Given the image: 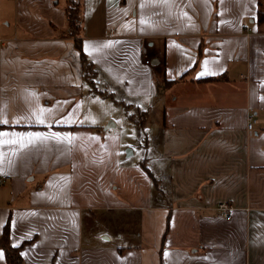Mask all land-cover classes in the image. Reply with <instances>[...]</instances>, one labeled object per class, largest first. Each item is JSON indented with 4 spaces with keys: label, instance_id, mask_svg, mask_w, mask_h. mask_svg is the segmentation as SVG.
<instances>
[{
    "label": "crops",
    "instance_id": "obj_1",
    "mask_svg": "<svg viewBox=\"0 0 264 264\" xmlns=\"http://www.w3.org/2000/svg\"><path fill=\"white\" fill-rule=\"evenodd\" d=\"M64 6L0 0V131L47 137L0 146V236L23 264H264L261 0H80L91 77Z\"/></svg>",
    "mask_w": 264,
    "mask_h": 264
},
{
    "label": "trees",
    "instance_id": "obj_2",
    "mask_svg": "<svg viewBox=\"0 0 264 264\" xmlns=\"http://www.w3.org/2000/svg\"><path fill=\"white\" fill-rule=\"evenodd\" d=\"M64 14L66 19V33L74 37V44L76 49L79 51L81 56V62L83 67V73L88 77L87 74H93V67L90 61L87 60L82 48L79 38H76L79 34L81 16H80V0H65ZM264 21V10H257V22ZM221 76H209L201 78V81H214L220 79ZM92 80V79H91ZM130 116V115H129ZM128 116V117H129ZM132 117V116H130ZM141 124L142 120L134 121ZM0 245L4 250L7 264H23L22 258L19 252V247L12 246L8 240V222L5 223L1 236Z\"/></svg>",
    "mask_w": 264,
    "mask_h": 264
},
{
    "label": "snow or ice",
    "instance_id": "obj_3",
    "mask_svg": "<svg viewBox=\"0 0 264 264\" xmlns=\"http://www.w3.org/2000/svg\"><path fill=\"white\" fill-rule=\"evenodd\" d=\"M143 22V21H142ZM42 111H47L46 109H42ZM37 121L41 124L45 123L43 119H40L37 117ZM61 121H57V123H60ZM64 122H70V121H64ZM0 123H7L6 120H0ZM53 136H58V137H63L67 135L70 137L72 134L71 133H53ZM27 136L29 139L27 140V144L33 143V138H47L45 133L42 132H28V133H9V132H4L0 131V146L5 145V144H15L19 143L21 147L25 146V141L23 140V137ZM4 137H17V139H4ZM0 157H2V153H0ZM2 255V253H0ZM167 255V253H166Z\"/></svg>",
    "mask_w": 264,
    "mask_h": 264
},
{
    "label": "built area",
    "instance_id": "obj_4",
    "mask_svg": "<svg viewBox=\"0 0 264 264\" xmlns=\"http://www.w3.org/2000/svg\"><path fill=\"white\" fill-rule=\"evenodd\" d=\"M245 28L247 27L246 24H242ZM249 30V28L247 29ZM144 53V57H145V63L149 62V58L146 56L145 50H143ZM255 122V120L252 118V116H247V129H251L253 123ZM216 210L218 211L219 215H221L222 217L229 219L231 217V213L234 210V206H232L231 204H229L228 202L225 201H221L218 202L217 206H216Z\"/></svg>",
    "mask_w": 264,
    "mask_h": 264
},
{
    "label": "rangeland",
    "instance_id": "obj_5",
    "mask_svg": "<svg viewBox=\"0 0 264 264\" xmlns=\"http://www.w3.org/2000/svg\"><path fill=\"white\" fill-rule=\"evenodd\" d=\"M261 2L263 3L264 5V0H261ZM136 140L135 143H134V146H137L139 144V146L141 145H144L145 143V135H146V129H145V126H144V121L141 122V124H139L138 127H136ZM144 156V154L142 155ZM144 162H145V159H144Z\"/></svg>",
    "mask_w": 264,
    "mask_h": 264
},
{
    "label": "water",
    "instance_id": "obj_6",
    "mask_svg": "<svg viewBox=\"0 0 264 264\" xmlns=\"http://www.w3.org/2000/svg\"><path fill=\"white\" fill-rule=\"evenodd\" d=\"M106 127H108V126H106ZM126 153H128V154L131 153V150L129 148H127Z\"/></svg>",
    "mask_w": 264,
    "mask_h": 264
}]
</instances>
